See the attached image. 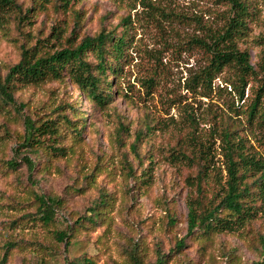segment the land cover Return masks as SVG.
<instances>
[{"label": "rangeland", "instance_id": "1", "mask_svg": "<svg viewBox=\"0 0 264 264\" xmlns=\"http://www.w3.org/2000/svg\"><path fill=\"white\" fill-rule=\"evenodd\" d=\"M16 2L21 14L0 17L2 80L23 46L46 44L42 50L54 52L68 38L79 44L104 29L118 37L126 17L132 31L125 58L111 60L120 71L108 70L106 83L113 82L114 92L108 91L105 108L92 106L68 78L17 87L15 104L0 93V262L7 254L5 264H152L159 256L167 264H264L261 211L234 232L188 235L187 178L198 167L184 158L198 150L189 138L195 134L212 154L216 150L221 167L220 138L210 133L231 118L264 159V0H250L247 28L234 35L253 69L245 72L233 62L212 90L194 78L212 57L203 43L211 45L226 32L232 16L227 0H81L68 8L56 0ZM25 116L37 125L56 120L66 155H49L46 148L29 154L33 171L16 158ZM133 142L137 153L130 150ZM13 159L20 162L16 168L9 165ZM143 169L151 172L150 181L138 180ZM213 175L210 184L219 190ZM40 195L60 201L54 228L73 229L67 250L52 225L34 219ZM257 206L264 207L261 201ZM91 214L94 223H77Z\"/></svg>", "mask_w": 264, "mask_h": 264}, {"label": "trees", "instance_id": "2", "mask_svg": "<svg viewBox=\"0 0 264 264\" xmlns=\"http://www.w3.org/2000/svg\"><path fill=\"white\" fill-rule=\"evenodd\" d=\"M43 1L50 3L53 0ZM56 1L61 2L59 7L68 8L71 3L77 4L81 0ZM227 1L232 16L224 36H219L211 45L208 42L203 43V46L212 53L208 66L194 78L195 83H200L203 89L212 90L214 80L233 62L238 63V67L245 72L253 69L249 63L248 52L239 49L238 39L234 36L239 33V28H247L246 24L253 13L252 2L250 0ZM12 11L18 15L21 14L22 8L16 0H0V17H4ZM121 25L123 32L118 37L114 30L104 29L94 37H85L79 44H75L68 38L66 46H60L54 52L42 50L48 46L46 44L42 46L36 44L33 47L23 46L20 60L9 69L3 80L0 78V93L8 102L15 104L14 90L17 87L68 78L81 92L82 97H85L86 94V99L92 106L105 108L111 100L108 91L114 92L113 82L106 83L109 76L108 70L114 74L120 71V67L112 65L111 60L121 63L126 56L131 39V19L124 18ZM57 40L56 38L53 44L57 43ZM243 84L246 85L245 82ZM242 94L244 95V90ZM257 110L258 102L252 106L251 117L256 114ZM65 119L72 124V120L67 116ZM192 120L194 123L196 122L195 117H192ZM24 125V138L15 151V157H22L30 171L35 169V161L29 157V154H37L46 148L49 155H66V148L63 146L65 135L56 120H46L37 125L35 120L25 116ZM77 132L81 136L82 128ZM189 135L198 150L192 149L190 154L184 153V158L197 165L198 171L195 176L187 178L189 181L187 195L188 235L191 236L197 231L203 234L234 232L254 219L259 211L264 213V207L257 206L258 201L264 205V159L261 153L255 150L254 145L240 135L236 121L231 118L223 119L213 126L212 133H210V138H220L218 146L220 153L218 155L223 159L221 167H216V150L212 154V147L207 142H203L195 134ZM130 148L131 151L137 153L136 143L133 142ZM24 151L28 154H24ZM19 163L14 159L9 161V165L13 168L18 167ZM127 168L133 173L134 166L132 164L129 163ZM224 171L226 175L221 176ZM212 174L216 180L215 184H222L219 190H215L214 186L210 184L209 179ZM151 177V172L148 169H143L138 180L150 181ZM221 177L224 179L221 180ZM37 200L39 203L36 212L38 217L34 218L35 221H39L44 226L52 225L57 242L65 244L67 250L71 243L70 231L73 229L60 231L56 227L54 228L59 199L40 195L37 196ZM92 211L94 212L95 209ZM95 215L81 217L77 223L80 225L84 222L94 223ZM178 245L183 248L185 242H179ZM6 262L7 254L0 264ZM67 264L79 263L68 262ZM83 264L94 263L85 260ZM137 264H140L139 260ZM152 264H167L166 257L159 256Z\"/></svg>", "mask_w": 264, "mask_h": 264}]
</instances>
